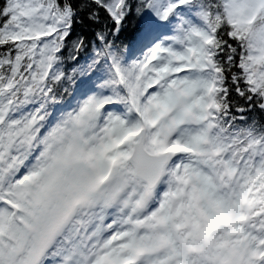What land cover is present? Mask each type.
<instances>
[{"label":"snow or ice","instance_id":"1","mask_svg":"<svg viewBox=\"0 0 264 264\" xmlns=\"http://www.w3.org/2000/svg\"><path fill=\"white\" fill-rule=\"evenodd\" d=\"M0 264H264V0H0Z\"/></svg>","mask_w":264,"mask_h":264},{"label":"trees","instance_id":"2","mask_svg":"<svg viewBox=\"0 0 264 264\" xmlns=\"http://www.w3.org/2000/svg\"><path fill=\"white\" fill-rule=\"evenodd\" d=\"M134 31V27H133V24L130 22L129 25H128V35H131Z\"/></svg>","mask_w":264,"mask_h":264}]
</instances>
